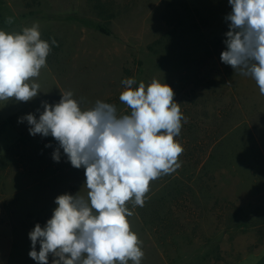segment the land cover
<instances>
[{
  "label": "rangeland",
  "instance_id": "rangeland-1",
  "mask_svg": "<svg viewBox=\"0 0 264 264\" xmlns=\"http://www.w3.org/2000/svg\"><path fill=\"white\" fill-rule=\"evenodd\" d=\"M230 12L228 0H0V30L38 22L51 47L38 96L0 101V264H37L29 233L57 196L87 193L84 169L62 149L54 161L58 143L19 119H38L64 91L84 109L100 100L127 114V78L171 86L186 118L181 167L151 182L143 207L128 205L141 264H264V95L220 59Z\"/></svg>",
  "mask_w": 264,
  "mask_h": 264
},
{
  "label": "clouds",
  "instance_id": "clouds-1",
  "mask_svg": "<svg viewBox=\"0 0 264 264\" xmlns=\"http://www.w3.org/2000/svg\"><path fill=\"white\" fill-rule=\"evenodd\" d=\"M228 3L229 30L220 59L251 77L264 95V0ZM50 52L38 22L20 31L0 30V101L36 98L41 92L36 80ZM136 83L122 81L119 100L127 114L118 115L114 104L100 100L84 109L72 91H64L58 103L42 102L38 119L32 113L19 119L27 121L30 135L51 136L58 143L53 160L60 161L62 149L86 178V196H57L51 218L29 233V256L37 264H49L50 255L51 264H141L142 241L132 230L128 205L143 207L151 182L181 167L184 148L175 138L186 118L171 86L157 79L147 86Z\"/></svg>",
  "mask_w": 264,
  "mask_h": 264
},
{
  "label": "trees",
  "instance_id": "trees-1",
  "mask_svg": "<svg viewBox=\"0 0 264 264\" xmlns=\"http://www.w3.org/2000/svg\"><path fill=\"white\" fill-rule=\"evenodd\" d=\"M94 7H95V9L97 8V9H101L97 4H95L94 5ZM101 29V31H103V32H106L105 30H103L102 28H100ZM225 40L226 39V36L224 37V38H222V40ZM168 42H167V40H163V39H160V40H157L156 42H154L153 44H151L149 47H148V49L152 52H157V50H154V48L153 47H157V49H158V47H161V46H166V44H167ZM159 51V50H158ZM161 52H163V50H160Z\"/></svg>",
  "mask_w": 264,
  "mask_h": 264
}]
</instances>
